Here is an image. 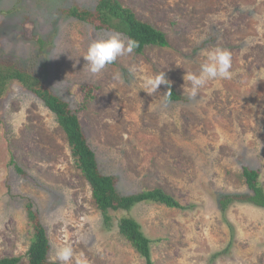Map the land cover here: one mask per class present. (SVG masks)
Instances as JSON below:
<instances>
[{
    "label": "rangeland",
    "instance_id": "obj_1",
    "mask_svg": "<svg viewBox=\"0 0 264 264\" xmlns=\"http://www.w3.org/2000/svg\"><path fill=\"white\" fill-rule=\"evenodd\" d=\"M118 1L163 32L168 47L132 51L93 77L82 56L113 33L60 10H92L97 0H0V54L35 68L73 110L89 89L93 99L79 115L100 172L116 176L122 195L161 188L183 209L139 204L109 211L105 225L54 115L11 82L0 102V260L28 264L30 201L53 263L62 264L56 251L67 245L69 264H146L118 233L129 216L152 241V264H264V209L219 205L222 195L248 192L244 166L259 171L264 189V80H255L264 72V0ZM216 47L231 52L233 78L209 81L189 100L185 74L198 73ZM161 71L185 102L166 101L165 85L142 90Z\"/></svg>",
    "mask_w": 264,
    "mask_h": 264
},
{
    "label": "trees",
    "instance_id": "obj_2",
    "mask_svg": "<svg viewBox=\"0 0 264 264\" xmlns=\"http://www.w3.org/2000/svg\"><path fill=\"white\" fill-rule=\"evenodd\" d=\"M60 12L81 23L93 26L97 31L113 34L118 32L127 40H135L137 47L133 52L136 54H141L147 47L167 48L169 45L163 32L138 20L135 13L118 0H97L92 10L71 6L61 9ZM11 82L21 85L25 91L37 98L54 115L57 125L66 137L74 169L87 183L94 206L101 213L105 225L110 223L109 211L129 213L133 207L139 204L159 205L167 209H183V206L175 198L165 193L161 188H145L137 193L122 195L117 189L118 179L116 176L104 175L100 172L96 154L88 144L84 133L83 119L79 115L93 99L89 89L81 88L82 98L79 97L78 106L73 110L70 103L57 96L40 79L35 68L13 62L0 54V102ZM166 101L185 102L186 99L168 86ZM15 169L19 175H24L20 168L15 166ZM259 178V171L244 166L242 179L248 192L222 195L219 200L221 211H225L235 203L264 209V189ZM25 211L26 230L29 238L25 256L28 264H57L48 259L50 242L30 201L26 203ZM116 225L119 235L129 246L145 260L146 264H152L150 251L152 241L142 233L138 222L132 217L122 216ZM217 256L218 254H216ZM19 261L20 258L16 257L3 258L0 260V264H18Z\"/></svg>",
    "mask_w": 264,
    "mask_h": 264
},
{
    "label": "clouds",
    "instance_id": "obj_3",
    "mask_svg": "<svg viewBox=\"0 0 264 264\" xmlns=\"http://www.w3.org/2000/svg\"><path fill=\"white\" fill-rule=\"evenodd\" d=\"M137 47V42L132 39L127 41L122 39L120 33H115L107 38L93 40L85 54L82 56L86 61L87 71L91 76L96 77L102 73L106 66L113 64L118 57L132 53ZM206 59L201 63L198 73L188 72L184 80L190 82L188 90V99L195 101L198 97L199 90L209 81L231 80L234 73L232 72V54L228 49L216 47L206 52ZM121 84L124 83L121 75L117 73L114 76ZM255 80H264V72H258ZM170 81L166 79L165 73H160L148 77L143 81L142 90L148 94H157L161 85L170 86ZM167 94V93H166ZM73 257L71 246H63L57 249L56 258L62 264H69ZM84 264V261H81Z\"/></svg>",
    "mask_w": 264,
    "mask_h": 264
}]
</instances>
